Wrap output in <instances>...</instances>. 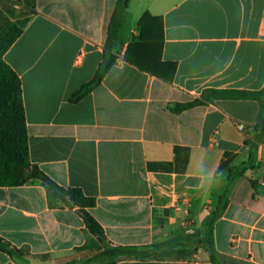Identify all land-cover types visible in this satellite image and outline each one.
I'll return each instance as SVG.
<instances>
[{"label":"crops","instance_id":"crops-1","mask_svg":"<svg viewBox=\"0 0 264 264\" xmlns=\"http://www.w3.org/2000/svg\"><path fill=\"white\" fill-rule=\"evenodd\" d=\"M117 2L0 0V43L21 30L2 60L21 81L30 162L93 198L114 246L192 242L186 255L114 264H264V127L251 129L264 100L214 94L264 92V0H126L115 63L72 103L103 59ZM229 168L244 172L227 189ZM0 240L21 252L0 250V264H55L95 237L76 208H50L36 180L0 186Z\"/></svg>","mask_w":264,"mask_h":264},{"label":"trees","instance_id":"trees-1","mask_svg":"<svg viewBox=\"0 0 264 264\" xmlns=\"http://www.w3.org/2000/svg\"><path fill=\"white\" fill-rule=\"evenodd\" d=\"M126 4V0H118L109 25L108 39L105 45L103 59L99 64L94 78L72 95L70 99L72 103L78 102L99 85L111 66L115 63L117 56L111 53V48L112 43L118 38V30L121 25L119 16L120 9L125 8ZM20 34V29L16 30L15 27H9L0 43V186H22L38 180L46 187L47 203L50 208H57L61 204L69 208H76L78 215L83 219L88 231L95 237V240L92 242L75 249V253L88 252L84 255L86 259L85 264H114L115 261L121 259L157 257L161 251L165 254L164 256L170 255L168 254L169 252L183 251L192 242L188 240L179 242L178 244L154 245L143 249L114 246L106 240L103 229L89 213V210L95 206V200L86 196L79 188H62L58 186L41 172L36 165L30 162L21 81L17 74L2 60V55ZM124 60L131 65H135L141 71L171 81L172 77L158 72L159 67L154 63L140 64L130 56H124ZM214 94L230 99L264 100V92L255 93L225 90L215 91ZM203 104V101L196 100L187 104L169 106V108L174 112H180ZM262 127H264V124L260 123L251 127V129L258 131ZM244 143L245 145L250 144L249 140H245ZM222 163L220 169L222 168ZM228 171L229 181L227 189L232 184V176L235 175L238 177L243 175L244 169L235 171V168H229ZM9 247V243H2V240H0L1 251L8 253L10 256L14 253L21 255V252L15 248L9 249ZM211 260L217 264L213 255H211ZM65 264H74V262L69 261Z\"/></svg>","mask_w":264,"mask_h":264},{"label":"rangeland","instance_id":"rangeland-1","mask_svg":"<svg viewBox=\"0 0 264 264\" xmlns=\"http://www.w3.org/2000/svg\"><path fill=\"white\" fill-rule=\"evenodd\" d=\"M88 252H80V253H73L70 256L67 257H63V258H59L55 261V264H65L69 261H73L74 264H80V263H85V257L84 255H86ZM188 253V251H180V252H169L168 254H170L169 256H181V255H186ZM159 256H164L165 254L161 251L158 253Z\"/></svg>","mask_w":264,"mask_h":264},{"label":"built area","instance_id":"built-area-1","mask_svg":"<svg viewBox=\"0 0 264 264\" xmlns=\"http://www.w3.org/2000/svg\"><path fill=\"white\" fill-rule=\"evenodd\" d=\"M239 127L242 128L243 126L241 124H239Z\"/></svg>","mask_w":264,"mask_h":264}]
</instances>
